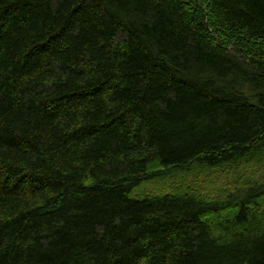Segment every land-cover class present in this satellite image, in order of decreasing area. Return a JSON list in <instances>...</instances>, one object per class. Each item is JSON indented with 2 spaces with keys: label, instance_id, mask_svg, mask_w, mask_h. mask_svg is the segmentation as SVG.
Here are the masks:
<instances>
[{
  "label": "trees",
  "instance_id": "trees-1",
  "mask_svg": "<svg viewBox=\"0 0 264 264\" xmlns=\"http://www.w3.org/2000/svg\"><path fill=\"white\" fill-rule=\"evenodd\" d=\"M259 157L264 0H0V264H264V182L135 192Z\"/></svg>",
  "mask_w": 264,
  "mask_h": 264
},
{
  "label": "rangeland",
  "instance_id": "rangeland-1",
  "mask_svg": "<svg viewBox=\"0 0 264 264\" xmlns=\"http://www.w3.org/2000/svg\"><path fill=\"white\" fill-rule=\"evenodd\" d=\"M251 182H264V157L240 166L208 169L193 163L189 169L161 171L158 177L144 182L135 192L153 194L171 191L203 198H224L236 186Z\"/></svg>",
  "mask_w": 264,
  "mask_h": 264
}]
</instances>
